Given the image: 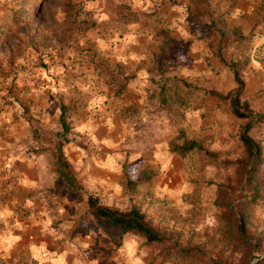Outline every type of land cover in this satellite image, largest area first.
I'll return each mask as SVG.
<instances>
[{
  "label": "rangeland",
  "instance_id": "rangeland-1",
  "mask_svg": "<svg viewBox=\"0 0 264 264\" xmlns=\"http://www.w3.org/2000/svg\"><path fill=\"white\" fill-rule=\"evenodd\" d=\"M65 3L77 6L80 24L64 23ZM24 5L27 14L15 18ZM165 29L177 41L168 51L157 36ZM234 68L244 84L241 104L262 117L249 134L264 152V0H0V100L28 106L46 99L56 104L51 116L64 106L67 136L56 115L44 127L34 124V133L54 151L65 138L64 149L73 142L86 148L84 182L92 180V195L103 205L139 206L155 224L167 223L185 237L218 238L219 207L237 206L225 186L236 184L228 163L243 156L247 121L211 93L227 96L238 87ZM190 91L182 109L159 101ZM180 133L217 154V163L198 152L186 159L173 153L170 144ZM75 154L70 165L76 169L84 165ZM146 171L155 174L152 180L134 191L124 187ZM261 176L264 193V165ZM252 221L264 233V203ZM96 239L92 248L84 243L77 264H130L121 252L125 241L136 242L143 264H179L139 235H114L101 225ZM261 246L253 254L238 243L237 264L264 255V238ZM24 254L18 260L30 264L33 254ZM35 255L41 264H74L46 247ZM0 264L7 263L1 258Z\"/></svg>",
  "mask_w": 264,
  "mask_h": 264
},
{
  "label": "crops",
  "instance_id": "crops-1",
  "mask_svg": "<svg viewBox=\"0 0 264 264\" xmlns=\"http://www.w3.org/2000/svg\"><path fill=\"white\" fill-rule=\"evenodd\" d=\"M43 101L27 106L0 100V259L7 264H27L18 260L24 253L33 254L30 264H41L43 260L35 255L37 247L72 257L77 264L84 243L94 247L101 232L89 208L94 184L91 179L85 183L82 173L86 148L73 142L64 149L69 164L74 150L84 165L77 164V170L70 165L83 190L66 192L67 184L55 170L51 145L34 133V124L44 127L55 115L61 116L60 107L51 116L56 104Z\"/></svg>",
  "mask_w": 264,
  "mask_h": 264
},
{
  "label": "trees",
  "instance_id": "trees-1",
  "mask_svg": "<svg viewBox=\"0 0 264 264\" xmlns=\"http://www.w3.org/2000/svg\"><path fill=\"white\" fill-rule=\"evenodd\" d=\"M27 9L24 5L20 12H16L18 14L15 15V18L22 19L21 13L27 14ZM63 9L66 15L64 23L68 26L72 23H75L74 26L80 24L76 15L80 13L77 6L65 3ZM157 36L164 51L170 50L177 44L175 37L169 30H162ZM234 76L238 87L227 96L215 91L211 92L223 100H228L234 115L247 121L240 136L243 156L235 162L228 163L235 169L234 182L236 184L229 185L228 183L225 187L229 188L230 193L237 195L238 202L236 207H231L225 203H222L219 207L220 213L217 218L220 222L221 236L208 238V236L203 237L193 233L185 237L167 223L155 224L139 206L134 205L129 210L122 211L113 206L103 205L98 197L90 196V212L102 226L113 232L114 235L120 234L122 236L128 233L139 235L145 239L148 245L158 247L160 256L164 260L179 264H237L235 254L238 243L247 246L253 254L261 250L264 233L257 231L254 227L252 211L264 203V193L261 187L264 152L261 143L249 133L250 129L261 121L262 117L248 114L247 104H241L240 98L244 90V84L240 79L239 70L235 68ZM118 88L123 87L120 84ZM193 95L191 91L186 96L177 93H166L159 96V101L163 105H168L174 109H182L188 105L189 97ZM61 110L60 121L64 135L66 133L65 136H67L70 128L64 113L65 107L62 106ZM69 142L67 138L58 142L56 150H53L52 154L56 173L67 184L66 192H77L83 190V187L64 153V147ZM170 149L183 159L198 152L203 159H208L213 163L218 161L217 154L207 152L202 143L187 138L184 133H180L170 144ZM154 176L155 174L146 171L143 178H139L135 182L127 180L124 187L134 191L136 185L144 181H150ZM258 264H264V260Z\"/></svg>",
  "mask_w": 264,
  "mask_h": 264
},
{
  "label": "clouds",
  "instance_id": "clouds-1",
  "mask_svg": "<svg viewBox=\"0 0 264 264\" xmlns=\"http://www.w3.org/2000/svg\"><path fill=\"white\" fill-rule=\"evenodd\" d=\"M209 223H211V221H209ZM135 248H136L135 241L132 242L125 241L124 247L121 249V252L127 255L130 264H143L142 259L135 256V251H134Z\"/></svg>",
  "mask_w": 264,
  "mask_h": 264
},
{
  "label": "water",
  "instance_id": "water-1",
  "mask_svg": "<svg viewBox=\"0 0 264 264\" xmlns=\"http://www.w3.org/2000/svg\"><path fill=\"white\" fill-rule=\"evenodd\" d=\"M264 260V255L258 256L254 258V260L251 262V264H258L259 262Z\"/></svg>",
  "mask_w": 264,
  "mask_h": 264
}]
</instances>
